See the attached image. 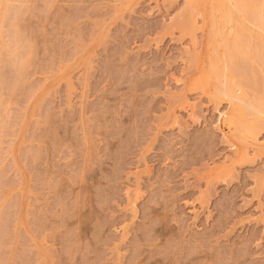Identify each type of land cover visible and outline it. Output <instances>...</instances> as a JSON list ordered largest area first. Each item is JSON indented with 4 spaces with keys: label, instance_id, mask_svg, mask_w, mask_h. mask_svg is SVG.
Wrapping results in <instances>:
<instances>
[{
    "label": "rangeland",
    "instance_id": "1",
    "mask_svg": "<svg viewBox=\"0 0 264 264\" xmlns=\"http://www.w3.org/2000/svg\"><path fill=\"white\" fill-rule=\"evenodd\" d=\"M0 264H264V0H0Z\"/></svg>",
    "mask_w": 264,
    "mask_h": 264
}]
</instances>
